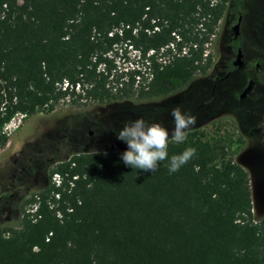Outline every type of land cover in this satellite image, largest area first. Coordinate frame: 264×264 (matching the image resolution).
Returning a JSON list of instances; mask_svg holds the SVG:
<instances>
[{
    "label": "trees",
    "instance_id": "16d2710c",
    "mask_svg": "<svg viewBox=\"0 0 264 264\" xmlns=\"http://www.w3.org/2000/svg\"><path fill=\"white\" fill-rule=\"evenodd\" d=\"M241 0H0V145L16 112L60 100L165 96L205 72V45ZM130 46L120 69L110 53ZM65 88L61 87L63 80ZM177 171L126 166L123 150L71 153L0 232V264H264V215L251 210L247 171L222 136L168 138ZM56 173L59 183L51 177ZM30 204L33 210H26Z\"/></svg>",
    "mask_w": 264,
    "mask_h": 264
},
{
    "label": "rangeland",
    "instance_id": "374dc122",
    "mask_svg": "<svg viewBox=\"0 0 264 264\" xmlns=\"http://www.w3.org/2000/svg\"><path fill=\"white\" fill-rule=\"evenodd\" d=\"M264 0H243L240 37L264 38ZM227 11L218 21L215 32L205 45L211 63L205 72H199L173 92L147 99L123 98L104 102L83 101L76 103L60 100L52 110L41 109L33 114L15 115L13 122L5 127L6 143L0 145V232L5 227L18 226L20 208L25 199L44 186L49 170L59 160L71 153L86 150H123L125 143L116 139L112 129L122 122L142 116L149 122L158 121L171 132L173 127L170 109L179 105L189 111L195 121L186 133L202 131L207 137L222 136L227 149L236 156L235 132L230 123L237 120L235 112L224 105L223 96L217 98L218 83L214 94L209 76L213 66L222 58L221 37H227L226 26L230 24ZM250 42V41H249ZM260 49L264 59V41ZM136 52L130 46L117 45L110 53L120 69L129 67L136 60ZM228 129V130H227ZM168 138H174L169 133ZM250 176L259 177L262 166L252 162ZM52 179V177H51ZM253 215L261 217L264 206L254 199ZM26 210H33L30 204Z\"/></svg>",
    "mask_w": 264,
    "mask_h": 264
},
{
    "label": "flooded vegetation",
    "instance_id": "af4514ba",
    "mask_svg": "<svg viewBox=\"0 0 264 264\" xmlns=\"http://www.w3.org/2000/svg\"><path fill=\"white\" fill-rule=\"evenodd\" d=\"M225 11L231 19L226 26L228 35L221 37L222 58L213 66L208 79L212 82L211 94H214L219 83L221 87L216 92L217 98L220 100V96H223L224 105L235 112L237 117L235 123L229 125L231 132L236 134L234 147H239L236 156L230 154L232 160L246 171V166H249L252 173L253 161L262 166L259 177L253 174L252 178L248 171L247 174L251 204L255 199L264 206V59L260 49L264 38L240 37L243 0L239 10ZM251 210L254 211L253 204ZM261 212L264 213V209Z\"/></svg>",
    "mask_w": 264,
    "mask_h": 264
},
{
    "label": "clouds",
    "instance_id": "9594fccd",
    "mask_svg": "<svg viewBox=\"0 0 264 264\" xmlns=\"http://www.w3.org/2000/svg\"><path fill=\"white\" fill-rule=\"evenodd\" d=\"M173 127L171 132L158 121L149 122L142 116L122 122L118 129H112L116 139L125 143L126 148L120 158L126 166L153 172L158 162L168 159V172L177 171L195 152L187 147L178 154L168 156V137H174L177 143L185 140L187 129L193 125L195 117L187 110L182 111L177 105L170 109Z\"/></svg>",
    "mask_w": 264,
    "mask_h": 264
},
{
    "label": "built area",
    "instance_id": "2783aa9c",
    "mask_svg": "<svg viewBox=\"0 0 264 264\" xmlns=\"http://www.w3.org/2000/svg\"><path fill=\"white\" fill-rule=\"evenodd\" d=\"M67 81L64 79L63 81H62V83H61V87L62 88H65L66 86H67ZM20 115V116H23L25 113H23V112H16V113H14L13 114V116H11V118L8 120V121H6L3 125H2V127H1V131L5 134V127L7 126V125H9L11 122H13V119L15 118V115ZM5 126V127H4ZM52 180L55 182V183H59V176H58V174H56V173H54L53 175H52Z\"/></svg>",
    "mask_w": 264,
    "mask_h": 264
},
{
    "label": "water",
    "instance_id": "95a60500",
    "mask_svg": "<svg viewBox=\"0 0 264 264\" xmlns=\"http://www.w3.org/2000/svg\"><path fill=\"white\" fill-rule=\"evenodd\" d=\"M237 24L234 25V29H236ZM237 34V30H235V35Z\"/></svg>",
    "mask_w": 264,
    "mask_h": 264
}]
</instances>
